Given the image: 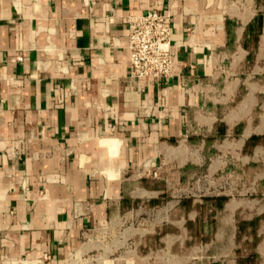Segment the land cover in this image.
Instances as JSON below:
<instances>
[{"label":"crops","instance_id":"1","mask_svg":"<svg viewBox=\"0 0 264 264\" xmlns=\"http://www.w3.org/2000/svg\"><path fill=\"white\" fill-rule=\"evenodd\" d=\"M153 8L176 53L155 81L127 48ZM0 48V264H83L134 216L183 227L190 264H264V0H0Z\"/></svg>","mask_w":264,"mask_h":264},{"label":"rangeland","instance_id":"2","mask_svg":"<svg viewBox=\"0 0 264 264\" xmlns=\"http://www.w3.org/2000/svg\"><path fill=\"white\" fill-rule=\"evenodd\" d=\"M194 182L193 178L191 186ZM195 194L193 192L191 195L199 199V195ZM166 212L165 209L156 211V216L152 213L150 217H164ZM180 215L181 213L177 212V218H180ZM132 220L136 222V216ZM132 220L128 225L108 227L99 231L94 246L84 256L83 264H185L184 256L189 261L187 264H190L200 257L199 241L192 239L174 243L172 240H166L168 233L178 235L183 227L181 229L179 226H161L158 231L152 232L153 226L132 224ZM189 228V232L196 235L203 227L198 224ZM216 228L205 227L203 233L211 237L217 232ZM171 244L172 248L176 244L173 252H169Z\"/></svg>","mask_w":264,"mask_h":264},{"label":"built area","instance_id":"3","mask_svg":"<svg viewBox=\"0 0 264 264\" xmlns=\"http://www.w3.org/2000/svg\"><path fill=\"white\" fill-rule=\"evenodd\" d=\"M171 32L170 14L160 9L131 17L127 48L133 77L155 81L174 74L176 53Z\"/></svg>","mask_w":264,"mask_h":264}]
</instances>
